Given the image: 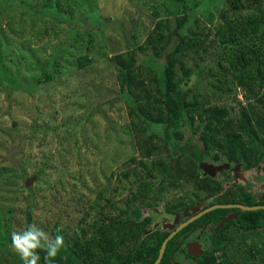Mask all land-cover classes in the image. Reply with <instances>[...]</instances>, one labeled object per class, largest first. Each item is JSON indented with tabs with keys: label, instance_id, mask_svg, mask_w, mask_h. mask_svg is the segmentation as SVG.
<instances>
[{
	"label": "rangeland",
	"instance_id": "1",
	"mask_svg": "<svg viewBox=\"0 0 264 264\" xmlns=\"http://www.w3.org/2000/svg\"><path fill=\"white\" fill-rule=\"evenodd\" d=\"M192 1L189 7L193 6ZM169 4L168 0H0V264H23L10 247L4 228L9 231V237L14 231H22L28 205L33 224L50 237L51 229L57 224L59 229H66L68 239H75L78 221L93 204L94 189L98 185H111V173L117 175L121 161L130 158L135 133H131L124 98L116 97L119 85L107 60L130 48L127 38H131V33L134 34L132 41L142 44L159 19H171ZM81 5L87 8L82 11ZM36 7L44 12L38 13ZM206 7L213 18L209 19L204 10L194 16L192 10L189 14L194 18L190 23L196 20V27L216 34L218 15L214 12L223 6L211 2ZM81 12L89 17L79 14ZM92 13L100 17L99 23L98 18L92 21ZM234 25L239 28L229 32L235 40L232 47L243 53L238 63L242 73L231 93L224 90L219 98H214V103L226 106L232 119L240 108H246L264 148V44L260 40L264 33V12L249 13L242 24ZM81 31H93L91 39L81 38L84 34ZM81 39L85 41L80 45ZM217 40L220 43L224 39L218 37ZM88 41H91L93 62L78 69L75 57L84 54ZM215 41L212 52L213 49L221 51ZM162 61L159 60V64ZM247 67L260 70L259 74L255 73L260 80L255 87L243 80ZM46 73L52 76L48 84L44 83ZM19 83H24V87L31 85V89L9 95V87H17ZM203 94L210 98L209 93L203 91ZM153 126L149 125L148 130L153 129L162 137L161 126ZM191 133L192 130L183 128L182 140L178 142L180 146L186 145L189 154L194 151V145L203 150L196 136L190 138ZM147 142V149L155 145L163 148L161 140ZM157 152L160 154L161 150ZM217 154L219 160H214L213 152L204 154L202 162L197 164L199 174L204 176L206 170L217 169L216 177L224 189L241 186L260 199L264 194L261 166L246 172L222 153ZM141 159L136 154V162ZM14 165H19V169ZM128 167L139 170L138 164ZM19 172L25 175L24 179H20ZM140 173L144 179L143 172ZM25 179H32L28 187ZM115 180L113 177L112 185ZM157 181L154 179L153 187H159ZM188 191L191 188L185 184L166 191L164 201L177 203ZM31 192L38 196L28 204L23 196ZM212 202L213 199H209L203 205ZM163 204L155 209L160 212ZM89 213L92 218H100L94 215V210ZM142 213L143 216L149 214L147 210ZM235 216L231 214L227 218ZM92 218L87 216L86 222H92ZM109 218L106 214L100 221L107 224ZM171 220L172 217H155V223ZM152 228L160 229L154 225ZM207 232L212 238L215 229ZM203 233L206 234L204 228H196L195 234ZM246 235V244L240 249L244 258L234 264H256L264 259L257 250L263 245L264 229L256 235ZM246 253L250 254L249 258ZM172 262L195 264L178 252L172 256Z\"/></svg>",
	"mask_w": 264,
	"mask_h": 264
},
{
	"label": "trees",
	"instance_id": "2",
	"mask_svg": "<svg viewBox=\"0 0 264 264\" xmlns=\"http://www.w3.org/2000/svg\"><path fill=\"white\" fill-rule=\"evenodd\" d=\"M168 1V16L171 19H159L142 44H135L132 41L134 34L131 33V38H127L130 48L107 60L119 85L116 97L124 98L131 133H135L132 136V154L124 162L121 161L122 166L116 170L119 171L117 175L111 173V185L113 177H116L112 186L98 185L94 189L96 196L93 204L88 207L89 211L82 220L78 221V235H75V239H68L66 229H59L54 224L50 235H62L64 247L55 258L47 259L45 251L38 250L41 257L39 264H154L163 240L170 234V231L152 229L155 217H159L152 214L153 209L160 202L164 203L163 213L166 215L180 213L185 207L192 206L195 200L213 199L208 206L235 203L264 206V197L254 198L241 186L218 196L222 190L221 183L208 174L201 177L197 167L205 153L213 152L214 160H219L217 153L220 152L228 161L240 165L244 171L261 166L264 173V148L247 109L240 108L237 116L232 119L226 106L214 103V98H219L224 90L231 93L242 73L238 63L243 58V53L232 47L235 40L231 39L229 31L239 28L234 23L242 24L249 13L264 12V0ZM189 1H192L193 6H188ZM211 2L217 6L221 3L223 6L214 12L218 15L216 34L196 27V20L190 23L202 10L212 19L213 16L207 13L206 7ZM81 6L82 11L87 8L86 5ZM34 9L41 14L44 12L37 7ZM192 10L194 16L189 14ZM79 14L89 17L85 12ZM90 16L92 21L98 18L96 22L99 23L100 17L94 13ZM100 25L103 26V22ZM81 32L84 33L81 38L91 39L93 31ZM260 36L264 44V33ZM218 37L224 40L219 43ZM214 39L221 51L215 52L213 49L212 52ZM83 41L85 39H81L79 44ZM90 43L88 41L84 47V54L75 57L76 68L82 69L92 64ZM159 60H163L162 63L159 64ZM244 72L247 76L243 80L251 82L250 87L257 86L260 80L256 79L255 73L259 74L260 70L247 67ZM51 78V74L46 73L44 83L52 82ZM26 88L31 89V85L24 87V83H19L17 87H9L8 93L12 95L18 90L26 91ZM203 91L209 93L210 98ZM151 124L153 127L161 126L162 137L153 129L148 130ZM183 128L192 130L190 138L196 136L203 150L194 145V151L189 154L186 145H179ZM152 139L161 140L163 148L155 145L147 149V141ZM159 150L163 153L157 154ZM136 154L142 158L139 162H136ZM135 164H138L139 170L128 167ZM14 168L19 169V165H14ZM139 171L143 172L144 179L140 177ZM19 175L20 179H24L25 175L21 172ZM154 179L158 180V188L152 186ZM184 184L190 186L191 191L181 195L179 202L164 201L166 191L181 188ZM37 196L31 192L23 198L25 202L32 204ZM29 207L30 205L25 211L26 223L22 231L33 224ZM90 210H94V215L100 218H92ZM143 210H147L149 214L143 216ZM231 213H237V217L221 225L212 239V249L198 258L188 257L195 264H234L237 259H243L240 249L246 244V234L256 235L259 230L264 229V210L216 209L203 215L168 241L159 264H173L172 252L175 249L186 254L182 250L183 240L175 244L177 238L185 237L195 227L217 226ZM106 214L110 218L107 224H102L100 220ZM87 216L93 221L86 222ZM4 229L6 239L12 247L9 231ZM145 234L147 236L143 237ZM262 244L257 250L264 258V242ZM245 255L247 258L250 256L247 253ZM256 264H264V259H259Z\"/></svg>",
	"mask_w": 264,
	"mask_h": 264
},
{
	"label": "flooded vegetation",
	"instance_id": "3",
	"mask_svg": "<svg viewBox=\"0 0 264 264\" xmlns=\"http://www.w3.org/2000/svg\"><path fill=\"white\" fill-rule=\"evenodd\" d=\"M205 169H203L202 171H204ZM209 171H205L204 172V176H201V177H205L206 176V174H208V175H210V177L211 178H214V179H216V180H218L220 183H221V181L216 177L217 175H216V172H217V169H208ZM244 171V170H243ZM219 172V171H218ZM247 172V171H246ZM221 185H222V183H221ZM230 189H232V188H230ZM228 190L229 189H224V186L222 185V190H221V193L218 195V196H221L225 191H227L228 192ZM245 192H247V193H250L249 191H246L245 190ZM186 194H188V192H186ZM230 196H232L231 195V192H229L228 193ZM251 194V193H250ZM252 195V194H251ZM230 196L229 197H227V198H230ZM253 196V195H252ZM254 197V196H253ZM262 197H264V194L261 196V198ZM255 198V197H254ZM208 201V200H207ZM206 202V200L205 201H198V200H195L194 201V204L192 205V206H189V207H185L184 209H182V211L179 213H174L173 215H166V214H164L163 213V208H164V204H163V206H161L162 207V209H161V211L159 212L158 210H156L155 208L156 207H154V213H152L153 215H158V216H163V217H172V220H171V222H165V221H160V222H157L156 221V223L154 224V223H152V227H153V225L154 226H157V227H160V229L161 230H163V231H168V230H165V226H166V224H170V225H174V222H175V220H176V215H178V218H177V220L179 221V223H183V222H185V221H187L188 219H190V217H193V216H195L196 214H198L199 212H201V211H203L204 209H206V208H208V207H211V206H214V205H211V206H205V205H203L204 203ZM160 203H163V202H160ZM160 203L158 204V205H160ZM235 204H237V203H235ZM216 205H218V204H216ZM220 205H222V204H220ZM228 205H231V204H228ZM239 205H241V204H239ZM245 206V205H244ZM250 207H252V206H250ZM224 209H236V208H224ZM239 210V209H238ZM214 211V210H213ZM240 211V210H239ZM231 214H236V216L235 217H237V213H231ZM231 214H229V215H231ZM228 215V216H229ZM227 216V217H228ZM202 217V216H201ZM235 217H233V218H226V220H224V221H222L220 224H218L217 226H214V227H211V225H203V226H201V227H195V228H193L192 230H191V232H189V233H187L186 234V236L185 237H179V238H177L176 240H175V244H178V243H181V241L183 240V242H182V250H185L186 251V254H185V252L183 251L182 253H180L179 251H177L176 249L172 252L173 253V255L176 253V252H178L179 254H181V256H183V258L185 259V260H188V261H192L191 260V258H189L188 257V246L189 245H191V246H193L194 248H193V251H195L194 249H197L198 250V253H200V254H198V256H194V255H189L190 257H195V258H198V257H200L201 255H203V253H205V252H208L209 250H211L212 249V239H213V237H214V235H215V233L218 231V229L221 227V225L222 224H224V223H226V221H230V220H232V219H234ZM180 218H182L181 220H180ZM199 219V218H198ZM196 221V220H195ZM194 222V221H193ZM193 222H191V223H193ZM190 223V224H191ZM189 225V224H188ZM187 225V226H188ZM186 226V227H187ZM177 227V226H176ZM156 228V227H155ZM185 228V227H184ZM196 228H204L205 229V232H206V234L205 233H203V234H195V230H196ZM210 228H214L215 229V232H214V234H213V236H212V238H210V237H208L209 235H208V232H207V230H209ZM153 229V228H152ZM195 229V230H194ZM181 231V230H180ZM180 231H178L175 235H177ZM174 235V236H175ZM173 236V237H174ZM172 237V238H173ZM211 245V246H210ZM193 262V261H192Z\"/></svg>",
	"mask_w": 264,
	"mask_h": 264
},
{
	"label": "clouds",
	"instance_id": "4",
	"mask_svg": "<svg viewBox=\"0 0 264 264\" xmlns=\"http://www.w3.org/2000/svg\"><path fill=\"white\" fill-rule=\"evenodd\" d=\"M64 243L62 235L57 234L50 237L35 224L29 225L23 231L11 233L12 248L20 256L23 264H39L41 257L38 250L45 251L46 259L55 258L64 247Z\"/></svg>",
	"mask_w": 264,
	"mask_h": 264
},
{
	"label": "water",
	"instance_id": "5",
	"mask_svg": "<svg viewBox=\"0 0 264 264\" xmlns=\"http://www.w3.org/2000/svg\"><path fill=\"white\" fill-rule=\"evenodd\" d=\"M36 177H33L32 179H35ZM32 179H26L25 180V186L28 187L29 185H31L32 183ZM224 208H236L239 209L240 211H257V210H264V206L262 205H257V206H244V205H239V204H231V205H214L211 207H208L206 209H204L203 211L199 212L198 214H196L193 217H190V219H188L187 221L183 222V223H179V221L177 220L178 215H176V220L174 222V225H170V224H166V226L164 227L165 229L170 231V234L163 240L158 256L154 262V264H159L165 249H166V245L168 243L169 240L172 239V237L180 230H182L184 227H186L188 224H190L191 222L197 220L198 218H200L201 216L216 210V209H224ZM177 226V227H176ZM193 246L189 245L188 246V254L189 255H194V256H198V250L194 249L195 251H193Z\"/></svg>",
	"mask_w": 264,
	"mask_h": 264
}]
</instances>
